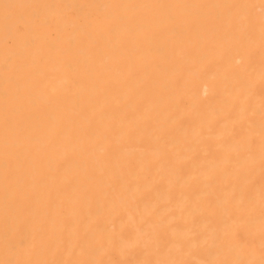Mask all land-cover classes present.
<instances>
[{
	"label": "bare ground",
	"instance_id": "bare-ground-1",
	"mask_svg": "<svg viewBox=\"0 0 264 264\" xmlns=\"http://www.w3.org/2000/svg\"><path fill=\"white\" fill-rule=\"evenodd\" d=\"M0 264H264V0H0Z\"/></svg>",
	"mask_w": 264,
	"mask_h": 264
},
{
	"label": "rangeland",
	"instance_id": "rangeland-1",
	"mask_svg": "<svg viewBox=\"0 0 264 264\" xmlns=\"http://www.w3.org/2000/svg\"><path fill=\"white\" fill-rule=\"evenodd\" d=\"M205 94V93H204Z\"/></svg>",
	"mask_w": 264,
	"mask_h": 264
}]
</instances>
